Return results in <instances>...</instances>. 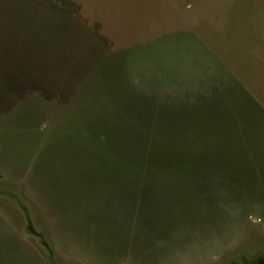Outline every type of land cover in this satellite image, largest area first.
<instances>
[{"label":"rangeland","instance_id":"obj_1","mask_svg":"<svg viewBox=\"0 0 264 264\" xmlns=\"http://www.w3.org/2000/svg\"><path fill=\"white\" fill-rule=\"evenodd\" d=\"M100 117L132 166L86 165ZM0 264H264V0H0Z\"/></svg>","mask_w":264,"mask_h":264},{"label":"trees","instance_id":"obj_2","mask_svg":"<svg viewBox=\"0 0 264 264\" xmlns=\"http://www.w3.org/2000/svg\"><path fill=\"white\" fill-rule=\"evenodd\" d=\"M249 117L253 119L252 116L249 115ZM101 118L103 117H100L95 121L89 119L80 125V128L84 133V140L89 139V141H93L97 139V141H103V145H101L100 148L93 147L90 149L93 151V154L86 165L90 167L96 166L95 171L100 169L101 166H104L98 172L103 171L111 164H115V166H132V164H134L138 159H136V157H132L128 152L127 154H120V150L123 149L122 142L117 141L120 140V138H117L115 133H113L112 137L108 134L105 129L108 128L109 122L107 120L105 121V118L102 120ZM176 118L177 117H165L158 123V125L165 123L168 125L167 128H161L160 126L157 128L162 133L163 145L164 147H167V152H163L161 161H156L153 154L149 156V159L153 162V164L155 162H159L160 166L163 167L164 170L167 172L170 171L173 174V177H166L165 180L167 178L172 180L173 178L178 179L180 175L183 178L180 179V181L193 180L192 172H196V170H192L190 166L193 165L198 169L200 161L207 158L201 159L198 157L192 160L193 156L184 150L183 146L180 144V137H178L179 135L175 130L177 123L175 122ZM185 120L195 122L196 126L194 129L199 131L202 135L214 134V132H216L219 135V140L224 142L231 141L232 143H235L238 139H234L237 138L234 134L240 133L241 131V127L236 121V112L219 106L211 107L209 111L204 109L202 116L199 119H195V117H193L185 118ZM172 124L173 126L171 130L170 125ZM243 129L245 132L248 130L244 127ZM188 147L190 149L191 147L195 148L194 146ZM94 150L96 152H94ZM193 161L197 163L194 164ZM210 164L213 163L210 162ZM183 173H188L189 175L183 176ZM131 182L133 183L132 178Z\"/></svg>","mask_w":264,"mask_h":264}]
</instances>
